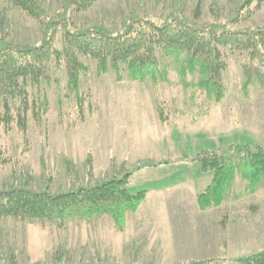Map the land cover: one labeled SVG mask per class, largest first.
<instances>
[{
	"label": "rangeland",
	"instance_id": "1",
	"mask_svg": "<svg viewBox=\"0 0 264 264\" xmlns=\"http://www.w3.org/2000/svg\"><path fill=\"white\" fill-rule=\"evenodd\" d=\"M50 14L69 0H37ZM244 0H97L72 9L79 28L122 31L132 16L160 22L177 11L212 23L214 10L231 28L264 27V2H253L237 20ZM40 22L13 0H0V38L39 43ZM56 45L62 48V33ZM225 96L217 101L198 85L197 70L157 50L158 81L133 80L127 67L101 72L79 55V94L69 85L67 62L46 66L51 81L21 82L15 96H0V190L26 187L52 192L121 177L141 164L127 189L147 197L129 212L124 228L110 215L67 220L0 219V250L14 264H241L264 249V186L255 191L238 176L220 206L200 209L198 195L213 173L192 161L203 149L235 142L264 147V88L247 82V51L223 48Z\"/></svg>",
	"mask_w": 264,
	"mask_h": 264
},
{
	"label": "trees",
	"instance_id": "2",
	"mask_svg": "<svg viewBox=\"0 0 264 264\" xmlns=\"http://www.w3.org/2000/svg\"><path fill=\"white\" fill-rule=\"evenodd\" d=\"M97 0H69V5L50 14L37 0H13L30 16L40 22L44 36L39 43L17 44L0 38V96H15L21 82H50L46 66L53 60L67 62L70 88L80 90L81 72L87 71L79 55L97 62V68L106 72L126 66L130 77L144 81H158L159 59L157 50L175 57L180 62L183 79L187 71L197 70L201 78L198 85L209 95L221 101L225 96L223 86V48L247 51L249 62L244 74L247 82L257 81L264 88V27L231 28L223 23L214 10L215 21L201 23L175 11L165 20L157 22L148 16H132L126 27L115 32L102 26L79 28L72 17V9L84 11ZM244 0L238 13L250 11L253 2ZM62 33V48L57 47L58 33ZM234 159H226L216 149L199 151L192 161L198 163L203 174L212 172L213 178L198 195L200 209L220 206L228 197L236 178L248 182V189L255 191L264 186V147L249 142H235L227 146ZM141 164L121 177H112L94 185L52 192L26 187L0 190V219L8 217L43 220H67L110 215L119 228H124L129 212H136L147 197L141 190L131 192L127 185L131 176L145 167ZM241 264H264V249L238 259ZM14 258L0 250V264H14Z\"/></svg>",
	"mask_w": 264,
	"mask_h": 264
}]
</instances>
